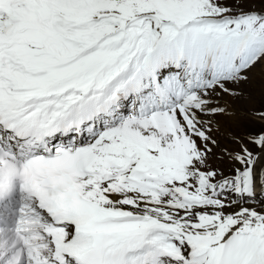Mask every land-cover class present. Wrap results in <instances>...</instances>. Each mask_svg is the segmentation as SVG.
Wrapping results in <instances>:
<instances>
[{
    "label": "snow or ice",
    "instance_id": "1",
    "mask_svg": "<svg viewBox=\"0 0 264 264\" xmlns=\"http://www.w3.org/2000/svg\"><path fill=\"white\" fill-rule=\"evenodd\" d=\"M245 2L0 0V264H264V132L225 175L202 119L264 62Z\"/></svg>",
    "mask_w": 264,
    "mask_h": 264
},
{
    "label": "rangeland",
    "instance_id": "2",
    "mask_svg": "<svg viewBox=\"0 0 264 264\" xmlns=\"http://www.w3.org/2000/svg\"><path fill=\"white\" fill-rule=\"evenodd\" d=\"M256 2H258V3H264V0H255ZM264 8V7H263ZM257 69H261L262 67H264V63H258L256 66H255ZM255 67L249 72V74H252L253 73V71H254V69H255ZM261 74H257L256 75V80H255V83L253 84H251V86H255L260 92H262V93H264V75L262 74L261 76H260ZM248 77H251L252 78V76H249L248 75ZM258 78V79H257ZM252 80H253V78H252ZM242 83V82H241ZM246 88H248V86L247 87H243L242 89H241V91H243V90H245ZM253 92H255V93H250V94H253V95H258V94H256L257 92L256 91H253ZM241 94H242V92H241ZM241 94L240 95H238V97H240V98H238L237 96H235V97H233V98H231L233 101L235 100V99H238V100H240V101H242V100H246V101H249V100H247V99H245V98H243L242 96H241ZM246 94H249V92H246ZM252 95V96H253ZM235 98V99H234ZM251 101H249L251 104L250 105H243V106H241V107H235V106H232L236 111H238L239 109H243L244 111H247L248 109H254V111H256L257 109H261V110H264V95H258V97L257 96H254L252 99H250ZM243 103H245V102H243ZM242 105V104H241ZM252 111V110H251ZM237 115V116H236ZM251 116L253 117V115L251 114ZM239 118H240V115L238 114V112H236L234 115H228V120L230 121V122H234V121H236V120H239ZM220 140V139H219ZM239 145H241V143H239ZM210 148L212 149V152L210 153V155H212L213 154V152L215 151V148L211 145L210 146ZM233 150L234 151H237V147H233ZM216 151H219V149H218V147L216 148ZM211 159H212V161L214 160V161H217L216 160V156H209ZM218 163H220V164H222V167L224 168L223 170H222V172L226 175V169H227V164H226V160H224V159H222V160H219V161H217ZM216 169H218V168H216Z\"/></svg>",
    "mask_w": 264,
    "mask_h": 264
},
{
    "label": "bare ground",
    "instance_id": "3",
    "mask_svg": "<svg viewBox=\"0 0 264 264\" xmlns=\"http://www.w3.org/2000/svg\"><path fill=\"white\" fill-rule=\"evenodd\" d=\"M253 91H256L257 92L256 94H258V95H264V93L260 92L255 86H248V88H246L245 90L241 91L242 92L241 96L243 97L244 93H246V92H249V94L250 93H255ZM220 99H221V104H224V105L226 104L227 109L228 110H231V113L229 115H234L236 112H238V114L241 116L242 115V111H244L243 109H239L238 111H236L232 106H235V107H238L239 106V107H241L243 105H246L247 106V105H250L251 104L249 101H246V100L240 101V100L235 99V98H234L235 100L233 101L230 97H228L225 94H221L220 95ZM243 102H245V103H243ZM225 123H227V122L225 121ZM261 156H264V153H261Z\"/></svg>",
    "mask_w": 264,
    "mask_h": 264
}]
</instances>
